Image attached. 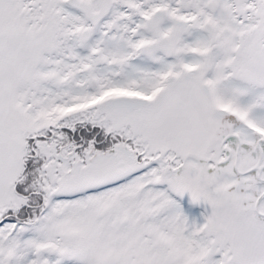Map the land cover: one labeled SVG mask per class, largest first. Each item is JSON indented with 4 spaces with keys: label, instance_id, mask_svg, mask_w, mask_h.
Here are the masks:
<instances>
[{
    "label": "snow or ice",
    "instance_id": "obj_1",
    "mask_svg": "<svg viewBox=\"0 0 264 264\" xmlns=\"http://www.w3.org/2000/svg\"><path fill=\"white\" fill-rule=\"evenodd\" d=\"M0 264H264V0H0Z\"/></svg>",
    "mask_w": 264,
    "mask_h": 264
}]
</instances>
